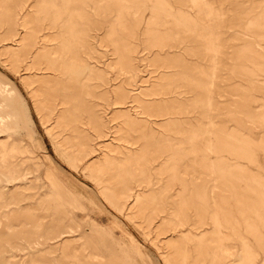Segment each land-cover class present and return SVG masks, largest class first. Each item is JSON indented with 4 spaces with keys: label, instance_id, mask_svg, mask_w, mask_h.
Listing matches in <instances>:
<instances>
[{
    "label": "rangeland",
    "instance_id": "rangeland-1",
    "mask_svg": "<svg viewBox=\"0 0 264 264\" xmlns=\"http://www.w3.org/2000/svg\"><path fill=\"white\" fill-rule=\"evenodd\" d=\"M0 264H264V0H0Z\"/></svg>",
    "mask_w": 264,
    "mask_h": 264
}]
</instances>
